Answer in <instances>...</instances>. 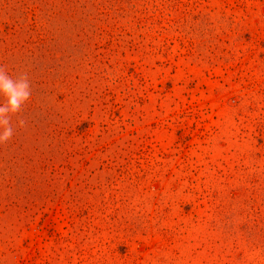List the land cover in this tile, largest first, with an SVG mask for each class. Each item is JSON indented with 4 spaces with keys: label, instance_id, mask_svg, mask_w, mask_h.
I'll use <instances>...</instances> for the list:
<instances>
[{
    "label": "rangeland",
    "instance_id": "1",
    "mask_svg": "<svg viewBox=\"0 0 264 264\" xmlns=\"http://www.w3.org/2000/svg\"><path fill=\"white\" fill-rule=\"evenodd\" d=\"M4 39L0 264H264V0H0Z\"/></svg>",
    "mask_w": 264,
    "mask_h": 264
},
{
    "label": "clouds",
    "instance_id": "2",
    "mask_svg": "<svg viewBox=\"0 0 264 264\" xmlns=\"http://www.w3.org/2000/svg\"><path fill=\"white\" fill-rule=\"evenodd\" d=\"M32 96L31 83L27 77H14L0 68V144L9 142L16 127H23V121L14 125L13 117L20 113Z\"/></svg>",
    "mask_w": 264,
    "mask_h": 264
},
{
    "label": "trees",
    "instance_id": "3",
    "mask_svg": "<svg viewBox=\"0 0 264 264\" xmlns=\"http://www.w3.org/2000/svg\"><path fill=\"white\" fill-rule=\"evenodd\" d=\"M14 35H16V33ZM1 42L4 46L6 47L8 46V39H4ZM13 45L15 47H13L12 49H8L7 47L5 51H0V68H3L6 71V68L8 67L11 60L16 59L17 63L12 64L8 72L11 73L14 77H18V72H26V69L28 68V64L30 63V61L32 59L37 60V55L35 52L30 51V50L23 53L22 56L16 53L18 51L22 52L24 49H26V45H29V43L27 42H25L24 44L25 46L19 43H16V44L12 43V46ZM28 76L29 75L26 72L25 77H27L29 80ZM31 84L33 85L32 82ZM47 85H48V81L45 79L41 82V84L38 85V87H34L35 91H43L47 87ZM35 93L38 94L39 92H35ZM43 94L48 95L47 92H43ZM38 100H39L38 95H32L31 99L29 100L27 104L23 106L20 113H18L16 116L13 117V122L15 121V118L19 117V115H22V114H27V115L31 114V116H34L36 112L38 111V109L41 107L38 104ZM34 118H36V116H34Z\"/></svg>",
    "mask_w": 264,
    "mask_h": 264
}]
</instances>
